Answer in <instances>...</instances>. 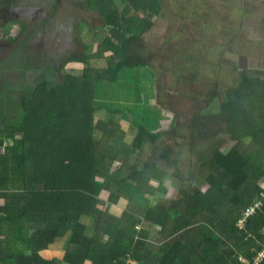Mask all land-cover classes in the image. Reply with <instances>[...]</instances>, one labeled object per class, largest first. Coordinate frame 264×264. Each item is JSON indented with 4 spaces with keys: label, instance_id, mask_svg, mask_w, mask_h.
I'll return each instance as SVG.
<instances>
[{
    "label": "trees",
    "instance_id": "trees-1",
    "mask_svg": "<svg viewBox=\"0 0 264 264\" xmlns=\"http://www.w3.org/2000/svg\"><path fill=\"white\" fill-rule=\"evenodd\" d=\"M1 1L0 10L5 6ZM121 3L135 12H122L118 0H87L88 8L100 10L109 31L98 33L94 46L82 42L85 50L79 57L61 63L57 59L59 65L47 71L40 64L31 70L22 41L20 82H9L7 75L0 78L5 99L0 147L6 145L0 153V264H241L238 254L252 258L264 247V203L248 219L245 233L236 227L264 186L262 71L241 69L237 88V65H230L235 87L224 72L225 79L210 95L211 100L220 99L217 109L188 119L185 146L200 164L186 174L180 171L182 156L176 151L181 145H160L162 131L150 130L132 114L137 130L131 143L112 117L119 108H107L109 121L89 122L82 104L92 102L89 96L94 101L98 81H117L120 72L138 66L154 72L143 37L154 27L160 0ZM33 27L18 25L14 38ZM15 56L13 52L0 60V71L15 68ZM97 58H106L107 65L93 66ZM75 61L85 66L79 78L65 69ZM82 116L86 119L81 121ZM81 133L86 139L77 141ZM177 137L182 138L180 133ZM148 143L157 153L151 162L142 168L126 162ZM51 148L54 159L48 156ZM163 152L162 163L174 167L171 175L180 182L172 203L154 199L159 192L170 193L162 181L167 172L156 164ZM60 160L65 167L59 171ZM95 175L102 181L96 184ZM122 202L125 208L112 214ZM90 213H100L94 234L82 220ZM155 233L164 236L159 245L150 241ZM67 236L69 249L63 259L43 255Z\"/></svg>",
    "mask_w": 264,
    "mask_h": 264
},
{
    "label": "rangeland",
    "instance_id": "rangeland-1",
    "mask_svg": "<svg viewBox=\"0 0 264 264\" xmlns=\"http://www.w3.org/2000/svg\"><path fill=\"white\" fill-rule=\"evenodd\" d=\"M17 2L18 0H2L1 3H5V6L0 10V41H7L12 48L7 56L2 51L0 59L5 60L13 52H16L18 56V58L12 59L16 60L15 68L9 69V73L0 71V78L7 75L9 82L14 80L20 82L22 77L20 69L23 67L20 44L24 38L27 40L26 36L30 38L29 33L34 31L26 30L23 34L19 33L18 38H14V28H17L22 22V19H18L16 23L10 20L15 17L12 15L15 5H30L31 9L39 6L41 11H47L49 4V11L51 13L53 10L56 11L55 18L44 29H41L42 35L40 36L43 45L45 44L47 47L54 44L56 48L50 52V55L41 58L36 47L28 46L27 54L30 58L27 61L31 64V70L33 66L40 64L47 71L51 64L46 59L56 56L55 53L58 49H61L58 52L59 61H63L65 56H69V51H76L81 55L85 49L78 38L79 36L86 45L94 46V42L100 39L99 36H103L109 31V28L103 25L104 18L100 10L88 8L87 0H59V2L43 0V4L37 0ZM244 2L245 0H160L162 7L159 9V16L155 17L154 27L143 37L147 47L145 56L151 62L154 72L152 73L145 66H138L120 72L117 81H102V83L98 81L94 101L92 96H89L92 102L86 100V103L82 104V107L88 109L86 112L89 122L93 120L96 125L100 119L109 121L111 115L107 108H119L121 112H115L112 117L120 123L121 129L125 131L127 142L131 143V138L137 130L129 116L132 114L135 120L139 119L150 130L162 131V137L158 140L160 145L163 142L172 146L181 145L177 147L176 151H179L182 156V164L179 166L182 173L186 174L188 170L193 169L195 163L199 166L200 163L197 162L196 155L192 154L185 146L187 139H184V136L187 138L189 135L188 119L199 111L210 112L217 109L220 99L211 100L210 95L215 93L214 87L218 89V82L225 79L224 72L230 87H235L233 82L235 76L230 65H234V63L237 65V88L241 80L240 76L243 74L240 70L243 68L250 69L254 74L262 71L261 75L264 78V50L260 56L245 58L241 55V47L237 46V18L248 17L246 9L243 8ZM118 5L121 11L126 14L133 12L126 3H121V0H118ZM247 11L254 12L252 7H249ZM20 18L23 17L20 16ZM253 20L251 18L244 23L246 37L238 39V42L247 43L252 52L256 54L264 42V25H254ZM74 22L80 25V30L78 25H64L68 32L66 30L64 33L60 32L63 29V26L59 28L61 23L74 24ZM69 36H72L73 39L68 41L71 43V47L67 50L65 38ZM0 48L4 49L5 47L0 46ZM224 63L226 68L223 70ZM91 64L106 66L107 59L97 58L92 60ZM84 67L83 63L75 61L69 63L65 69L70 76L79 78L83 74ZM133 81L134 83H132ZM2 84L4 81L2 82L0 79V85ZM224 87L222 89H225ZM156 95L157 98L159 97L158 99H156ZM3 101H5L4 93L0 89V108L4 105ZM11 111H14V107L11 108ZM82 117L81 121L86 119L84 116ZM77 126L72 125L75 130ZM84 127L85 123L82 122L81 128ZM68 133L74 134L75 131ZM177 133H180L182 138H178ZM79 137L86 139L83 133L77 135V141H79ZM156 154L153 144L148 143L138 152V155L128 157L126 162L142 168L146 162H151L150 156ZM164 154L166 153L157 155L156 164L162 165L167 172L162 181L169 186L170 193L167 195L159 192L154 199L172 203L177 191L176 186L179 187L180 182L171 175L174 167L168 166L165 162L162 163L161 158ZM48 156L54 159L53 148L49 150ZM63 163L60 160L59 171L65 167V162ZM114 167H118L117 162ZM94 180L96 184L97 181H102L100 175H95ZM200 185L204 189L207 184L202 181ZM125 206L126 203L122 202L120 209L112 208V214H120V210ZM102 209L107 212L109 205L102 206ZM99 214L90 213L82 218L90 228L91 234L98 230ZM163 237L161 233L159 235L155 233L150 236V241H155L159 245L158 241ZM67 238L68 236L60 239L43 255L52 259H63L69 249Z\"/></svg>",
    "mask_w": 264,
    "mask_h": 264
},
{
    "label": "flooded vegetation",
    "instance_id": "flooded-vegetation-1",
    "mask_svg": "<svg viewBox=\"0 0 264 264\" xmlns=\"http://www.w3.org/2000/svg\"><path fill=\"white\" fill-rule=\"evenodd\" d=\"M20 1L21 0H18L17 3H19ZM57 1L59 2V0H57ZM37 2H42V4H43V0H37ZM49 6L50 5L48 4L47 11H41L39 6H37L34 9H31L32 7L30 5H24V4L15 5L14 6L15 10H14V12H12V15H14L15 17L10 19L11 21H14L15 23L18 21V19H22V22L19 25H29L30 27H32V25H34V27H33L34 31L31 34L29 33L30 38H29V36H26L27 40H25V38H24V41H25V45L27 48L30 45L36 47V49L38 50V53H40L41 58L47 57V55L48 54L50 55L51 54L50 52L56 48V46L54 44L51 46H47V47L45 44L43 45L42 39L40 37L42 35L41 29H44L46 27V25H49L50 21L52 19H54L56 16L55 10H53L52 13L49 11ZM56 7H57V4H56ZM20 16H22L23 18H20ZM64 25H78V24H75V22H74V24L73 23L60 24L59 28L63 26V29H61L60 32L64 33V30H66L64 28ZM34 38H36L35 41H33ZM38 38H39V40H38ZM78 38H80L81 43L84 42L80 36ZM71 39H73L72 36L65 38V41H67V46H66L67 50H69L71 47V43H68V41L70 42ZM37 40H38V42H37ZM9 44L10 43H8L7 41H0V46L5 47L4 49L0 48V58H2V56H1L3 54V53H1L2 51H4L6 56L9 54V51L12 49L10 47L11 45H9ZM82 46H83V44H82ZM60 50L61 49H58V51L56 50L57 51L55 53L56 56L48 57L46 59L48 62H50L51 65H59V64H57L58 62L56 60L58 59V52H60ZM69 52H70V55L67 57L65 56V59L66 58H74V57L77 58L80 56L79 52H76V51H69ZM25 55L27 57L26 60H28L30 58L29 55L27 53ZM64 55H65V53H64ZM14 58H18V56H15ZM22 59H23V56H22ZM59 63H61V62L59 61Z\"/></svg>",
    "mask_w": 264,
    "mask_h": 264
},
{
    "label": "crops",
    "instance_id": "crops-1",
    "mask_svg": "<svg viewBox=\"0 0 264 264\" xmlns=\"http://www.w3.org/2000/svg\"><path fill=\"white\" fill-rule=\"evenodd\" d=\"M240 5L243 7L242 4ZM249 7H252V10L254 12L247 11ZM243 8L246 9V13H248V17L243 16L242 18L240 17L237 18V46L241 47L242 57L248 58L251 56H260L264 50V42L262 43V48L256 54H254L252 50L250 49V46L247 43L238 42V39L240 38L242 39L246 37L244 35V23L246 21L251 20V18L254 19L253 20L254 25L255 24L264 25V0H245ZM129 75H132V74H129ZM132 83H134V81Z\"/></svg>",
    "mask_w": 264,
    "mask_h": 264
},
{
    "label": "built area",
    "instance_id": "built-area-1",
    "mask_svg": "<svg viewBox=\"0 0 264 264\" xmlns=\"http://www.w3.org/2000/svg\"><path fill=\"white\" fill-rule=\"evenodd\" d=\"M263 190L258 194V198L249 204L243 211L241 218L237 221L236 227L241 233H245L246 220L253 216L257 211L261 209L264 203V186ZM238 262L241 264H264V247L252 258H245L240 254L237 255Z\"/></svg>",
    "mask_w": 264,
    "mask_h": 264
},
{
    "label": "clouds",
    "instance_id": "clouds-1",
    "mask_svg": "<svg viewBox=\"0 0 264 264\" xmlns=\"http://www.w3.org/2000/svg\"><path fill=\"white\" fill-rule=\"evenodd\" d=\"M5 146H6V145H3L2 147H0V148L2 149V151H1L0 153H4V151H5ZM253 201H255V200H253ZM250 204H251V203H250ZM246 207H247V206H246ZM246 207H245V208H246ZM245 208H244V209H245ZM243 211H244V210H243ZM243 211H242V213H243ZM258 212H259V211H257L254 215H256ZM242 213L240 214V218H241ZM254 215H253V216H254ZM251 217H252V216H251ZM251 217H249V218H251ZM240 218H239V219H240ZM249 218H248V219H249ZM239 219H238V220H239ZM248 219L246 220V223H247ZM238 220H237V221H238ZM245 225H246V224H245Z\"/></svg>",
    "mask_w": 264,
    "mask_h": 264
}]
</instances>
